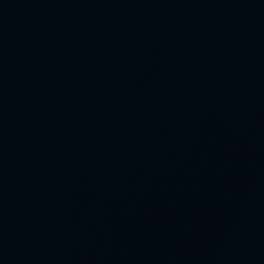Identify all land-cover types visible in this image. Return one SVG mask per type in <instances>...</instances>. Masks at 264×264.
<instances>
[{"label": "water", "instance_id": "obj_1", "mask_svg": "<svg viewBox=\"0 0 264 264\" xmlns=\"http://www.w3.org/2000/svg\"><path fill=\"white\" fill-rule=\"evenodd\" d=\"M0 264H264V0H0Z\"/></svg>", "mask_w": 264, "mask_h": 264}]
</instances>
